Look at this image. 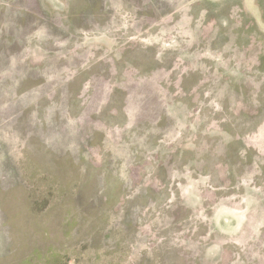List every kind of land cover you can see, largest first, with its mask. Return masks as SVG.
<instances>
[{
  "label": "rangeland",
  "instance_id": "obj_1",
  "mask_svg": "<svg viewBox=\"0 0 264 264\" xmlns=\"http://www.w3.org/2000/svg\"><path fill=\"white\" fill-rule=\"evenodd\" d=\"M0 264H264V0H0Z\"/></svg>",
  "mask_w": 264,
  "mask_h": 264
}]
</instances>
